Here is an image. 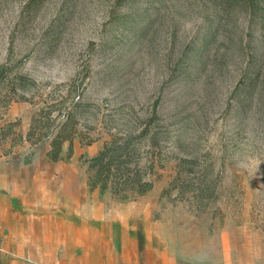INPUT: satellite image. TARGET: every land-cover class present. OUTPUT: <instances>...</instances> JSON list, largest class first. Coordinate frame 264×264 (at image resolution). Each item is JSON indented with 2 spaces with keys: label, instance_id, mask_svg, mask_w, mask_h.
I'll return each instance as SVG.
<instances>
[{
  "label": "rangeland",
  "instance_id": "obj_1",
  "mask_svg": "<svg viewBox=\"0 0 264 264\" xmlns=\"http://www.w3.org/2000/svg\"><path fill=\"white\" fill-rule=\"evenodd\" d=\"M2 67L0 264H264V0H0Z\"/></svg>",
  "mask_w": 264,
  "mask_h": 264
},
{
  "label": "trees",
  "instance_id": "obj_2",
  "mask_svg": "<svg viewBox=\"0 0 264 264\" xmlns=\"http://www.w3.org/2000/svg\"><path fill=\"white\" fill-rule=\"evenodd\" d=\"M120 1L125 2L127 0H117V2ZM117 20L125 21L124 17H117ZM204 40H206V38ZM0 73H4L3 67ZM261 79L264 83V74L261 75ZM252 81L254 82V79H252ZM46 137H52L51 150L48 156L51 160H56L60 153L61 143L70 139L69 137L61 135V129L55 131V134H46ZM125 149V144L115 145L113 143L110 146H105L96 156L88 161V167L91 172L88 181L90 187H100L101 189L111 188L110 190H113V193H117L116 187H118V181L120 179L123 184H125L124 190H131L137 194H143L151 187V183L143 181L141 175H139L136 170L130 169V166L136 167V164L132 165L131 161H120L121 157L119 156V152L121 155ZM121 196L126 197L127 195L123 194Z\"/></svg>",
  "mask_w": 264,
  "mask_h": 264
}]
</instances>
